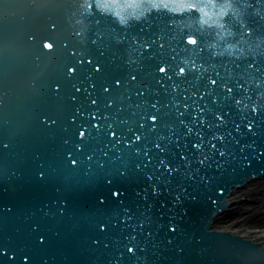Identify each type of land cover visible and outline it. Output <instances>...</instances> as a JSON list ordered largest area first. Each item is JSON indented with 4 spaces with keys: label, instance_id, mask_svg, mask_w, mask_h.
<instances>
[{
    "label": "water",
    "instance_id": "95a60500",
    "mask_svg": "<svg viewBox=\"0 0 264 264\" xmlns=\"http://www.w3.org/2000/svg\"><path fill=\"white\" fill-rule=\"evenodd\" d=\"M247 2L264 13V0ZM254 11L248 59L235 60L214 56L211 36L203 51L186 46L165 17L122 29L82 17L79 0H0V264H264V246L213 228L233 188L264 177V109L239 111L223 87L243 83L246 103L264 104V20ZM198 131L225 135L226 155L200 165ZM161 159L179 171L169 177Z\"/></svg>",
    "mask_w": 264,
    "mask_h": 264
},
{
    "label": "snow or ice",
    "instance_id": "6c2138e0",
    "mask_svg": "<svg viewBox=\"0 0 264 264\" xmlns=\"http://www.w3.org/2000/svg\"><path fill=\"white\" fill-rule=\"evenodd\" d=\"M249 8H254L253 14L264 20V13L259 8H255L254 4L248 3L247 0H79V9L82 17L90 18L98 15L101 19H110L122 29H130L133 24H147L154 15L156 17H165L168 21V26L182 34V42L186 46L203 51V37L206 35L211 36L214 38V42L208 43L206 47L212 54L214 56H224L227 54L235 60L248 59L243 45L248 44L249 38L254 36V28L246 18ZM76 23L84 26L80 31L75 33L79 37L83 34L84 28L87 25L84 24L83 19L77 20ZM96 23L98 24L99 20ZM221 43L225 45L223 51H215ZM42 46L49 52L55 51L54 42L46 40ZM144 47L150 48L151 45L146 44ZM160 47H163V45H160ZM256 49L259 55H264V38H258ZM237 53L239 54L237 55ZM255 60L256 55L254 54L247 65L249 69L255 68ZM89 63H92V61L89 60ZM184 63L187 64L188 61ZM191 66L193 68L196 67L194 62ZM68 72L70 75L75 74L76 69L70 67ZM159 72L167 76L168 67L166 65L161 66ZM186 73L187 69L185 67H179L178 75H186ZM209 83L217 85L218 80L211 79ZM117 84H119V81H117ZM223 87L228 96L233 98L234 104L239 111L256 114L264 109V104L259 102L246 103V101H252V97L248 95L249 89L243 83H237L235 87L223 84ZM237 92L243 93V95H235ZM260 95L264 99V93ZM92 103L95 104L96 102L92 101ZM153 107L155 108V105ZM150 119L155 124L158 118L156 115H152ZM216 119L220 121V125L222 126L224 121L223 115H217ZM200 123L206 124V121L201 120ZM95 127H99V125H95ZM207 127L211 128L212 125L207 124ZM248 128L249 130L252 128L251 121L248 123ZM236 131H240V125H236ZM188 132L191 134L193 129L188 128ZM111 135L115 137L116 133L113 132ZM228 135L230 136L231 133ZM79 136L81 139H85L86 131H80ZM195 136L196 140L191 144V149L202 157L198 160L200 165H204L213 153H217L220 157L226 155V151L218 148L217 143H223L226 140L225 135L213 134L209 138L202 131H198L195 133ZM140 139L139 135L135 136L136 141ZM156 147L160 149L159 144ZM181 159L187 162L189 157L187 154L182 153ZM72 164L76 165L77 161L72 160ZM157 167L162 168L169 177L179 171L178 168L164 159L159 161ZM187 175L191 176L192 173L189 172ZM148 179L152 180L153 177L149 176ZM153 191L157 195L160 194L156 185H153ZM223 191V189H220L221 194H223ZM112 195L119 198L123 193L117 190L113 191ZM179 199L180 196L177 195L175 200L178 201ZM212 203L215 204L217 201L213 200ZM170 230L175 231L176 229L173 227ZM136 239V236L131 237V241H135ZM127 251L134 254L136 248L130 246L127 248Z\"/></svg>",
    "mask_w": 264,
    "mask_h": 264
},
{
    "label": "bare ground",
    "instance_id": "6f19581e",
    "mask_svg": "<svg viewBox=\"0 0 264 264\" xmlns=\"http://www.w3.org/2000/svg\"><path fill=\"white\" fill-rule=\"evenodd\" d=\"M248 181L233 188L229 208L218 215L213 228L240 235L264 246V177Z\"/></svg>",
    "mask_w": 264,
    "mask_h": 264
}]
</instances>
